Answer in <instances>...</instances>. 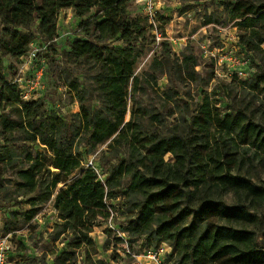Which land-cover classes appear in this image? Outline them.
<instances>
[{
	"label": "trees",
	"instance_id": "obj_1",
	"mask_svg": "<svg viewBox=\"0 0 264 264\" xmlns=\"http://www.w3.org/2000/svg\"><path fill=\"white\" fill-rule=\"evenodd\" d=\"M131 2L0 0V53L13 58L29 51L36 23L39 36L55 38L62 10L83 17L98 6L105 17L90 24L96 42L78 39L67 54L73 63L95 67L91 80L97 108L85 104V90L77 81L68 87L80 103L79 111L68 118L48 111L40 100H23L18 85L5 78L0 61L2 141L19 135L24 146L40 149L35 155L25 152L26 166L13 168L17 188L32 196L26 221L35 217L39 203L53 197L52 207L61 220L58 234H64L70 246L64 253L69 260L76 250L94 246L90 233L96 220L111 215L105 200L119 195L128 237L168 245L175 264H264V242H259L264 233V180H251L253 172L264 171V105L232 102L222 111L217 86L210 93L203 91L195 109L188 108L165 133L145 126L141 120L146 113L136 107L134 120L113 149L116 163L107 171L106 182L99 181L94 168L83 166L81 149L102 143L122 118L128 69L151 43L153 28L145 17H130ZM222 5L228 17L247 30V49L262 51L264 0H222ZM115 38L120 45L110 42ZM178 62L173 70L196 81V58L182 56ZM239 83L258 90L264 85V71ZM150 119L162 123L159 114ZM167 154L172 162L165 160ZM15 157L7 144L0 146V174ZM75 172L78 176L67 183Z\"/></svg>",
	"mask_w": 264,
	"mask_h": 264
},
{
	"label": "rangeland",
	"instance_id": "obj_2",
	"mask_svg": "<svg viewBox=\"0 0 264 264\" xmlns=\"http://www.w3.org/2000/svg\"><path fill=\"white\" fill-rule=\"evenodd\" d=\"M152 3L153 16L147 15L142 0H132L128 10L131 18H147L153 31L151 43L144 47L128 69L122 118L102 143L93 149H81L84 152L83 166L90 162L96 164L98 179L103 184L110 166L116 163L113 149L128 123L134 120L136 107L146 113L141 120L145 126L165 133L177 118L186 115L188 108L190 112L195 109L203 91L210 93L217 86L221 94L217 97V106L222 111L232 102L256 108L264 105V85L251 90L240 84L241 79L235 76V69L242 60L248 62L249 68V76L245 80L256 78L260 71H264V46L262 51L247 49L244 44L248 39L247 30L237 26V20L228 17L222 0H152ZM104 18V10L98 6L92 7L83 17H77L71 9L62 10L57 16L56 36L51 40L39 36L36 23L31 29L29 51L25 55L13 58L0 53L5 78L16 83L20 78H31L36 71L42 70L41 85L31 92L30 99L40 100L48 111L64 118L77 113L80 106L75 93L68 87L70 82H79L80 89L85 90V104L99 107L91 80L95 67L73 63L67 54L72 42L78 39L96 42L90 24ZM110 42L120 45L117 38ZM31 51H37L34 59L28 54ZM182 56L196 58V81H190L173 70ZM149 74H153L154 79ZM152 114H159L162 123H154L150 119ZM18 136H11V142L5 143L0 129V146L7 144L16 155L14 163L4 166L0 174V237L10 236L12 240L7 264H149L146 254L161 246L163 251L159 258L162 262L175 264L173 256H169L171 249L168 245L153 246L144 237H128L124 231L123 196L119 195L105 200L111 208V215L107 219L96 220V226L90 233L94 246L76 250L69 260H65L64 253L70 250V246L64 234H58L61 220L52 207L53 197L39 203L35 217L26 221L25 213L30 208L27 200L32 196L23 195V190L17 188L18 179L13 168L26 166L25 152L35 155L40 149L33 145L24 146ZM120 152L124 153V149ZM165 160L173 161L169 154L165 155ZM78 174H71L67 183ZM251 176L255 184H261L264 171L253 172ZM63 186L59 184L58 188ZM215 222L210 220L209 223ZM262 240L264 233L259 236L260 243L264 242Z\"/></svg>",
	"mask_w": 264,
	"mask_h": 264
},
{
	"label": "built area",
	"instance_id": "obj_3",
	"mask_svg": "<svg viewBox=\"0 0 264 264\" xmlns=\"http://www.w3.org/2000/svg\"><path fill=\"white\" fill-rule=\"evenodd\" d=\"M141 1V0H138ZM146 7L145 10L147 12V15L153 16L155 13L154 6L152 3V0H142ZM37 51H31L28 54L30 55L31 59H34L36 56ZM239 67L235 69V76L238 79L245 80L248 78V62L246 60H242L238 63ZM41 76H42V70H38L34 73V75L31 76V78L28 79H22L16 81L20 96L23 100H29L31 98V92L36 91L41 85ZM95 164V163H94ZM87 167H92L95 169L96 173L98 174L97 168L95 165H93V162H90ZM12 250V240L10 236H3L0 237V264H7L8 263V254ZM162 246L156 250H149L146 254V258L148 259L147 262H150L149 264H164L162 262L163 260L160 259V255H162ZM129 253V252H128ZM138 264H146V263H138Z\"/></svg>",
	"mask_w": 264,
	"mask_h": 264
}]
</instances>
